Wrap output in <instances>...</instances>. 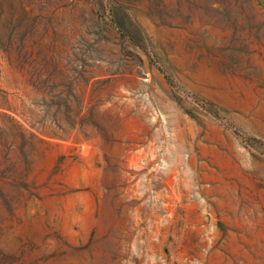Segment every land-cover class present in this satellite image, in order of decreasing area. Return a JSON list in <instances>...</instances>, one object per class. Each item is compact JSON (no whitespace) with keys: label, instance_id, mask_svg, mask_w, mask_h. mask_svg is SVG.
I'll use <instances>...</instances> for the list:
<instances>
[{"label":"rangeland","instance_id":"1","mask_svg":"<svg viewBox=\"0 0 264 264\" xmlns=\"http://www.w3.org/2000/svg\"><path fill=\"white\" fill-rule=\"evenodd\" d=\"M0 264H264V0H0Z\"/></svg>","mask_w":264,"mask_h":264}]
</instances>
